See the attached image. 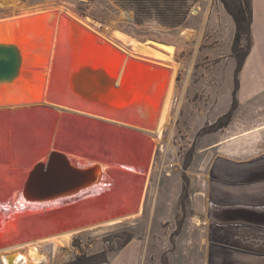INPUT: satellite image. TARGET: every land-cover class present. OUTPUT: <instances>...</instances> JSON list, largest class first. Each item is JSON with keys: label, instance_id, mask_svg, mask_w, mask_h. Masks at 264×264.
<instances>
[{"label": "rangeland", "instance_id": "rangeland-1", "mask_svg": "<svg viewBox=\"0 0 264 264\" xmlns=\"http://www.w3.org/2000/svg\"><path fill=\"white\" fill-rule=\"evenodd\" d=\"M224 2L227 9L220 0H200L191 8L186 23L170 30L154 23L143 28L127 26L130 16L122 12L116 18L113 0H0V21L43 11L60 12L129 56L156 67L175 66V98L164 139L152 149L144 171L130 172L143 175L139 211L121 223L86 230L67 240L27 242L20 251L25 253L33 245L41 256L29 264L112 263L130 242L140 244L144 264H185L176 259L179 251L190 250L194 244V202L204 184L218 181L216 172L221 166L249 164L264 154V94L241 104L236 95L235 56L240 59L247 42L243 35L237 53H233L235 24L228 10H238L241 0ZM115 32L128 38H118ZM134 43L152 48L148 51L152 54L136 51ZM159 45H170L171 60L151 56L154 51L168 55ZM163 91L162 86L159 98ZM228 113L229 123L218 129ZM130 137L134 138V133ZM55 151L59 150L50 153ZM100 152L97 154L103 156ZM111 168L109 171L118 176L122 167Z\"/></svg>", "mask_w": 264, "mask_h": 264}, {"label": "bare ground", "instance_id": "bare-ground-1", "mask_svg": "<svg viewBox=\"0 0 264 264\" xmlns=\"http://www.w3.org/2000/svg\"><path fill=\"white\" fill-rule=\"evenodd\" d=\"M49 20L52 22L49 23ZM0 22V35L27 30L26 43L30 46L28 55L32 62L25 70L30 73V78L37 79L35 85L27 84L25 79L28 77H25L21 84L0 89V257L2 264H8V255H12V264H29L38 262L41 256L33 245L25 253L21 252L27 242L67 240L86 230L121 223L123 219L133 218L139 211L143 175L138 177L130 172L140 174L144 171L152 149L164 139L175 98V66H169L171 63H167L168 66L159 65L161 69L155 70V77L148 76L149 82L142 88L139 104L132 108L120 109L113 114L88 103L81 104L79 109L71 108L64 101L73 100L75 96H62L61 99L57 94L59 87L66 84L60 79L61 72L65 66L69 68L72 59L78 56L72 49L69 56L60 54H65V49L76 41L86 42L79 55L85 53L94 61L113 60L111 62L115 66H121L123 74L126 69L134 70L135 84L143 83L140 79L142 68L122 62L120 49L115 43L97 32L94 34L91 28L81 26L60 12L43 11ZM5 26L9 27L8 31ZM115 33L123 40L128 38L120 32ZM159 46L168 55L152 50L151 56L171 60L173 49L170 45ZM134 47L136 51L152 54L148 52L152 48L146 45L134 43ZM144 71L150 73L151 69L147 67ZM122 82V78L119 79L117 86ZM162 86L164 91L159 98ZM133 133L134 138L130 137ZM95 149L104 155L97 154ZM51 150L65 153L72 162L99 164L108 174V181L113 178L118 181L120 192L105 196L94 192L80 202L64 201L66 204L63 202L58 206L54 205L56 202L33 204L21 201V189L30 169L38 162L47 163ZM88 150L89 153H86ZM134 156V160L138 159L137 163L132 160ZM112 164L126 169H119L124 179L109 171ZM30 209L37 210L31 212ZM119 213H124L126 217L96 222Z\"/></svg>", "mask_w": 264, "mask_h": 264}, {"label": "crops", "instance_id": "crops-1", "mask_svg": "<svg viewBox=\"0 0 264 264\" xmlns=\"http://www.w3.org/2000/svg\"><path fill=\"white\" fill-rule=\"evenodd\" d=\"M251 8V48L238 74L240 104L264 94V0H251ZM216 176L194 202V244L176 261L264 264V154L249 164L221 166ZM139 246L130 242L105 264H144Z\"/></svg>", "mask_w": 264, "mask_h": 264}, {"label": "water", "instance_id": "water-1", "mask_svg": "<svg viewBox=\"0 0 264 264\" xmlns=\"http://www.w3.org/2000/svg\"><path fill=\"white\" fill-rule=\"evenodd\" d=\"M48 22L50 23L52 20ZM1 27L2 22H0V30ZM9 27L11 28L12 25H9ZM9 27L6 28L5 26L4 28L8 31ZM26 31L22 30L20 33L0 35L1 90L21 84L25 77H28L25 79L28 82L27 84L35 85L37 83V79L30 78V73L25 70L28 63L32 62L28 55L30 46L26 43ZM71 45V47L65 49V54L60 55L69 56L72 53V49L81 57L78 58L77 56V58L72 59L69 68L64 67L60 79L66 84H62L59 87L57 94L61 99L63 98L62 96L70 98V95H74L75 98L73 100L70 98V101L67 99L64 101L71 108L79 109L81 104L88 103L99 107L105 112L110 111V114L116 113L120 109L132 108L141 98L142 88L144 84L146 85L149 82L148 76L153 75L155 77V70L161 69L160 67L140 62L120 51L122 62H128L132 67L137 64L142 68L140 79L143 80V83L135 84L133 78L134 70L126 69L123 74V70L120 69L121 66H115L111 62L113 60L94 61L84 51H82L83 55H79L81 54L82 45H86V42L82 41L80 43L76 41L75 44ZM147 67L151 69L150 73L144 71ZM121 78L123 82L119 84L120 86H117ZM55 162L58 163L55 164ZM107 176L108 174L97 163L93 165L80 164L70 161L65 153L51 152L47 163L38 162L30 169L27 180L21 189L22 196L20 198L21 201L33 204L56 202L54 205L58 206L59 204L62 205L64 201L70 203L80 202L94 192L104 196L110 193L113 194L119 187L118 181L113 177L114 180L108 181L109 176ZM36 210L30 209L31 212ZM124 217H126L124 213L113 214L108 218L96 220V222L100 223ZM7 261L8 264L13 263L12 255L7 256Z\"/></svg>", "mask_w": 264, "mask_h": 264}, {"label": "trees", "instance_id": "trees-1", "mask_svg": "<svg viewBox=\"0 0 264 264\" xmlns=\"http://www.w3.org/2000/svg\"><path fill=\"white\" fill-rule=\"evenodd\" d=\"M200 0H113L114 10L113 15L117 18L120 13H127L131 21L126 22L127 26L131 28L150 25L154 23L163 29H178L182 27L187 20L188 14L191 8ZM224 7L227 9V5L224 0H220ZM235 24V36L232 45L233 53H237L238 44L241 41L242 36H245L247 42V49L245 53L240 57L236 54L235 64V84L238 83L237 78L240 70L242 69L244 60L248 55L251 48V22H252V8L251 0H241L238 10L235 12L228 10ZM121 23L122 25L125 24ZM144 30V29H140ZM239 85V84H238ZM236 84V86H238ZM238 90V89H237ZM236 92V91H235ZM234 109V104L232 103ZM226 121L222 125H217L218 129L226 126L229 123V113L226 114ZM102 262H93L89 264H101Z\"/></svg>", "mask_w": 264, "mask_h": 264}]
</instances>
